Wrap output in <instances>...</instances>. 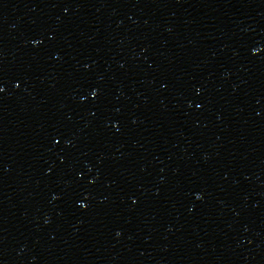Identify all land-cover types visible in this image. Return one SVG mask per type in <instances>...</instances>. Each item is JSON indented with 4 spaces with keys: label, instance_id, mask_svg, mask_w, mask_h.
Masks as SVG:
<instances>
[{
    "label": "water",
    "instance_id": "95a60500",
    "mask_svg": "<svg viewBox=\"0 0 264 264\" xmlns=\"http://www.w3.org/2000/svg\"><path fill=\"white\" fill-rule=\"evenodd\" d=\"M175 264H264V167Z\"/></svg>",
    "mask_w": 264,
    "mask_h": 264
},
{
    "label": "snow or ice",
    "instance_id": "6c2138e0",
    "mask_svg": "<svg viewBox=\"0 0 264 264\" xmlns=\"http://www.w3.org/2000/svg\"><path fill=\"white\" fill-rule=\"evenodd\" d=\"M0 91H3L2 85H0ZM93 95H95V93H93Z\"/></svg>",
    "mask_w": 264,
    "mask_h": 264
}]
</instances>
